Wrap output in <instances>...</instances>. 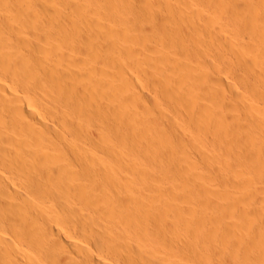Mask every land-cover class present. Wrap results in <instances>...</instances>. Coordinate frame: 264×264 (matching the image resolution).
Returning <instances> with one entry per match:
<instances>
[{"label":"bare ground","instance_id":"obj_1","mask_svg":"<svg viewBox=\"0 0 264 264\" xmlns=\"http://www.w3.org/2000/svg\"><path fill=\"white\" fill-rule=\"evenodd\" d=\"M257 261L264 0H0V264Z\"/></svg>","mask_w":264,"mask_h":264},{"label":"rangeland","instance_id":"obj_2","mask_svg":"<svg viewBox=\"0 0 264 264\" xmlns=\"http://www.w3.org/2000/svg\"><path fill=\"white\" fill-rule=\"evenodd\" d=\"M100 118H101V120H102V117H100ZM251 176H253V177L256 176V177H255V182H257V175L254 174V175H251ZM178 182L182 183V181H180V180H179ZM257 244H258V243H257ZM257 264H261V263H259V262L257 261Z\"/></svg>","mask_w":264,"mask_h":264}]
</instances>
